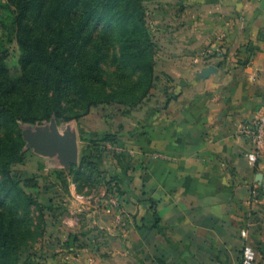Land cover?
<instances>
[{"label":"crops","instance_id":"crops-1","mask_svg":"<svg viewBox=\"0 0 264 264\" xmlns=\"http://www.w3.org/2000/svg\"><path fill=\"white\" fill-rule=\"evenodd\" d=\"M178 1L185 7L177 27L188 17L190 29L161 51L184 52L190 86L147 119L139 136L170 160L141 166L146 200L127 205L123 224L99 225L124 251L95 252L94 264H242L246 245L257 252L253 264H264V185L256 180L264 174V142L252 166L247 154L255 143L240 132L244 122L264 117V0ZM209 45L221 47L222 60L237 53L227 65L240 70L222 75L213 63L218 73L199 78L205 65L188 54Z\"/></svg>","mask_w":264,"mask_h":264},{"label":"rangeland","instance_id":"rangeland-1","mask_svg":"<svg viewBox=\"0 0 264 264\" xmlns=\"http://www.w3.org/2000/svg\"><path fill=\"white\" fill-rule=\"evenodd\" d=\"M197 1L205 4L203 0ZM141 3L151 39L152 78L144 72L133 73L130 68L121 67L117 61L118 30L116 34L96 25L92 36L94 42L101 43L104 80L91 87L95 104L87 106L81 94L68 88L64 103L71 120L58 121L53 115L51 120L23 125L25 156L22 163L13 166L14 176L35 204L30 207L29 230L18 253L19 264H94L95 252L108 257L115 248L124 251L121 240L110 244L106 229H100L99 225L123 224L128 215L127 205L146 200L141 166L147 160H157L152 155L160 151L142 146L139 139L142 125L158 109L168 106L172 96L180 95L183 87L190 86L184 67L187 57L182 58L184 52L161 51L162 46L174 43V35L182 29L187 34L190 29L188 17L180 29L177 27L182 18L178 11L184 4L178 0H141ZM16 15L13 0H0V38L6 42L4 61L13 77L22 75L21 49L12 27ZM222 51L219 45H209L188 55L197 56L205 67L211 63L222 66V75L240 70L227 65L230 52H225L223 60L218 56ZM233 55L230 56L235 59L239 56ZM88 62L80 61L78 65L85 69ZM191 69L193 73L198 71L196 67ZM53 125L75 143L77 162L66 166L58 154L50 156L35 151V141L53 140ZM108 146L119 147L121 152ZM124 173L128 182L122 176Z\"/></svg>","mask_w":264,"mask_h":264},{"label":"trees","instance_id":"trees-1","mask_svg":"<svg viewBox=\"0 0 264 264\" xmlns=\"http://www.w3.org/2000/svg\"><path fill=\"white\" fill-rule=\"evenodd\" d=\"M13 4L22 75H10L4 61L6 42L0 38V264H19L30 207L35 204L14 176L13 166L25 156L23 125L42 123L53 115L58 121L71 120L64 103L68 88L81 94L87 106L95 104L91 87L104 79L94 26L118 30L121 67L144 72L150 79L154 71L141 0H13ZM87 60L85 69L78 65ZM122 176L128 182V176Z\"/></svg>","mask_w":264,"mask_h":264},{"label":"water","instance_id":"water-1","mask_svg":"<svg viewBox=\"0 0 264 264\" xmlns=\"http://www.w3.org/2000/svg\"><path fill=\"white\" fill-rule=\"evenodd\" d=\"M264 7V4L262 5ZM218 73V67L211 64L198 73L199 78H207L212 74ZM52 141H35L33 147L36 152L44 155L58 154L66 166L78 160V151L73 141L63 136L56 125L52 126ZM256 180L264 185V174L257 173Z\"/></svg>","mask_w":264,"mask_h":264},{"label":"built area","instance_id":"built-area-1","mask_svg":"<svg viewBox=\"0 0 264 264\" xmlns=\"http://www.w3.org/2000/svg\"><path fill=\"white\" fill-rule=\"evenodd\" d=\"M240 132L253 139L255 149L247 154L248 163L255 166L258 159V149L261 148L264 142V117H255L244 122L240 127ZM109 147V146H108ZM116 152H121L119 147H109ZM152 157L159 160H170L169 156L162 152H154ZM249 231L247 227L240 229V236L247 239ZM257 252L249 245H246L242 251V264H253L256 261Z\"/></svg>","mask_w":264,"mask_h":264}]
</instances>
